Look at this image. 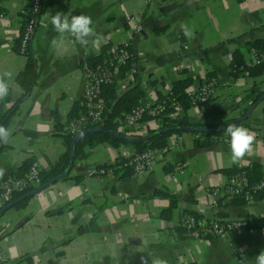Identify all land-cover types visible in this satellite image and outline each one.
Returning <instances> with one entry per match:
<instances>
[{
    "label": "crops",
    "instance_id": "crops-1",
    "mask_svg": "<svg viewBox=\"0 0 264 264\" xmlns=\"http://www.w3.org/2000/svg\"><path fill=\"white\" fill-rule=\"evenodd\" d=\"M28 2L0 0V73L14 78L9 96L0 100V126L9 132L7 140L0 136L2 175L16 174L28 159L49 167L66 151L62 126L82 93L83 64L121 39L129 40L137 70L116 81L118 90L139 84L142 97L156 101L176 78L190 76L189 86H196L213 73L212 96L170 111L167 121L202 118L217 126L251 108L240 126L250 129L255 141L236 163L256 164L264 174V69L239 70L254 50L264 47V0H44L28 48L36 64L35 82L24 93L16 76L27 56L18 50L17 39ZM57 12L90 16L100 44L83 47L66 35L67 51L57 50L52 41L61 35L50 22ZM160 124L148 118L118 129L142 136ZM194 137L189 130L172 131L167 136L171 148L143 172L125 164L127 154L136 150L132 144L87 147L66 176L1 213L3 258L16 264H141V257L149 264L157 259L166 264H255L264 251V224L231 229L225 236L191 237L180 222L188 213L220 220L264 217V195L232 202L221 194L236 166L230 139L196 146ZM178 161L186 162L183 172L173 168ZM170 196L175 205L168 210Z\"/></svg>",
    "mask_w": 264,
    "mask_h": 264
},
{
    "label": "built area",
    "instance_id": "built-area-1",
    "mask_svg": "<svg viewBox=\"0 0 264 264\" xmlns=\"http://www.w3.org/2000/svg\"><path fill=\"white\" fill-rule=\"evenodd\" d=\"M43 0H29V11L25 20L22 21L21 30L18 34V50L22 53L29 48L30 40L38 23L39 14L42 10ZM138 29V27L136 28ZM264 62V47L254 50L252 57L241 66L250 67ZM126 66L125 68H122ZM125 70V76L119 77L120 69ZM121 69V70H122ZM137 70L133 51L130 49V42L127 39L110 42L99 60L96 62H85L83 64L84 85L77 104L81 109L77 114L69 115L62 126V132L71 136L79 131L95 126L103 125L105 112L107 110L106 101L102 93L103 86L107 83H116L120 78L127 79L128 74H133ZM247 72V70H245ZM214 78L200 82L196 86H188L186 94L193 105L202 104L212 96L214 92ZM166 93H170V85ZM164 99L156 101L146 100L141 97L138 103L127 111L120 119V126L128 127L143 120L144 113L151 114V118L159 121L163 119L161 109ZM170 105L174 110L181 108L179 102L172 97ZM171 148V144L166 143L161 146L145 147L127 154L125 164L130 166L135 172L146 170L159 155L165 154ZM185 161H178L173 166L175 171L183 172ZM40 168L31 163L22 174L5 173L0 176V206L12 200L15 194L29 190L39 183ZM264 187V174L255 182H250L244 166L236 163L235 170L227 180L221 185V194L228 200L241 197L244 202L256 200V193ZM186 226L187 233L191 237L225 236L229 230L240 231L248 227L246 218H233L230 220H220L217 218H206L194 214H184L180 220ZM0 264H16L14 260L3 258L0 251Z\"/></svg>",
    "mask_w": 264,
    "mask_h": 264
},
{
    "label": "trees",
    "instance_id": "trees-1",
    "mask_svg": "<svg viewBox=\"0 0 264 264\" xmlns=\"http://www.w3.org/2000/svg\"><path fill=\"white\" fill-rule=\"evenodd\" d=\"M45 3L44 0L42 1V8L44 7ZM26 13L24 15L23 20H25L26 16L28 15L29 11V2L26 6ZM19 38L17 39V46L19 43ZM25 54L27 56L26 62L24 65V68L20 70L16 76V80L22 87L24 93L29 91L31 87L33 86L35 82L36 77V64L34 58L29 53V49L25 51ZM102 53L89 58L88 62H96L100 59ZM237 61V59H235ZM237 63L235 64V66ZM259 66L258 71H262L264 69V62L255 64L251 67L241 66L239 70L244 71H251L252 67ZM126 66H123L122 68H125ZM121 68V69H122ZM119 71V77L125 76V70L122 69ZM214 77L213 73L209 72L208 75L200 79V82H204L206 80H210ZM205 78V79H204ZM193 78L190 76L180 77L176 78L172 81L170 85V93H164L161 95L160 99H164V104L161 109V113H163V119L161 121V124L158 127H149L148 133H152L151 136H149L146 139H141V135H125L123 132H121L118 128L120 126V119L123 117V115L129 111L133 106H135L139 99L143 96V90L139 86V84L128 86L125 89L118 90L116 88V83L110 82L103 86V95L106 101L107 110L105 112V118L103 122V127L106 130H99V131H88L81 133L77 135L76 137L71 136L69 134H65L67 136V149L66 151L58 158V160L46 168H40L39 172V183L46 182L50 180L52 177L56 176L58 173L62 172L66 169L70 154L73 156V163L77 158L84 157L86 154V148L87 147H93L99 143L108 142L113 145H116L118 142L123 141L129 144H132L136 150H141L145 147H155V146H161L167 143V136L172 131H178V130H184L179 129L176 126H194V127H214L215 125L210 123H207L202 118H197L194 120H181L177 122H168V113L170 111L174 110V107L170 105V100L172 97H174L181 107L188 108L192 105V102L190 101L189 97L186 94V88L192 83ZM264 92V90H262ZM262 92L257 95L253 100L252 104H254L262 95ZM209 99V98H208ZM249 106V107H250ZM14 104L10 106L6 112L2 116V122L6 123L10 115L13 113ZM248 107V108H249ZM81 109V107L76 103L74 108L70 112V116L77 114V112ZM152 115L148 113H144L143 119L151 118ZM229 125L234 126H240L241 123H230L226 125L225 127L221 129H202L198 131H192L195 134L194 137V144L196 146H204L211 144L219 139L222 138H228L230 137L226 133V128ZM107 130H112L117 133H111ZM31 164L30 159L24 161L22 165L20 166L19 170L16 172V174H22L28 166ZM130 167V166H129ZM131 168V167H130ZM246 170V174L249 178L250 182L258 181L263 174H259V168L256 164L251 166H244ZM132 169V168H131ZM27 191V190H25ZM23 191V192H25ZM15 194V196H19L21 193ZM264 195V187H262L258 192L256 193V196H263ZM27 197L20 199L18 202L15 203V205H21L24 204ZM170 204L166 209H171L175 205V199L173 196H170ZM238 201L242 202L244 201L241 197L233 198L231 201ZM3 206V205H2ZM0 206V208L2 207ZM248 226L253 224L256 226H261L264 224V217H251L250 219H247ZM186 228V227H185Z\"/></svg>",
    "mask_w": 264,
    "mask_h": 264
},
{
    "label": "clouds",
    "instance_id": "clouds-1",
    "mask_svg": "<svg viewBox=\"0 0 264 264\" xmlns=\"http://www.w3.org/2000/svg\"><path fill=\"white\" fill-rule=\"evenodd\" d=\"M51 25L53 29L61 35L59 40L53 39L52 44L57 50L67 51L64 47L65 36H70L75 39L81 46L87 47L90 44L98 46L102 37L96 33L93 27V20L87 15H69L63 12H57L51 16ZM186 35H190L187 31ZM8 78V80L5 79ZM13 76L10 72L0 73V100H4L10 94L11 81ZM226 133L230 137L231 159L233 163L239 162L248 153L252 151V145L255 141L254 133L245 127L229 125L226 128ZM9 135L8 129L0 126V136L7 140ZM2 175V172H0ZM141 264H149L147 257H141ZM152 264H166L164 260H153ZM255 264H264V251L255 257Z\"/></svg>",
    "mask_w": 264,
    "mask_h": 264
},
{
    "label": "water",
    "instance_id": "water-1",
    "mask_svg": "<svg viewBox=\"0 0 264 264\" xmlns=\"http://www.w3.org/2000/svg\"><path fill=\"white\" fill-rule=\"evenodd\" d=\"M250 109L249 108L244 114H242V116L238 119H234L232 121H229V122H225V123H222L220 125H217V126H214V127H194V126H176L177 128L179 129H184V130H189V131H198V130H202V129H221L223 127H225L226 125L230 124V123H239L240 121H242L246 116L247 114L250 112ZM99 130H106L103 125H95V126H91V127H88V128H85L81 131H79L74 137H76L77 135L81 134V133H84V132H88V131H99ZM111 133H117L115 131H112V130H107ZM152 133H149V134H145L141 137V139H146L148 138L149 136H151ZM73 166V156L72 154H70V158H69V162H68V165L66 167L65 170H63L62 172L58 173L56 176L52 177L50 180L46 181V182H42V183H39L37 184L35 187L33 188H30L29 190L21 193L19 196L13 198L12 200L8 201L6 204H4L1 208H0V215L2 212H4V210H6L8 207L14 205L16 202H18L20 199H23L25 197H28L29 195H31L32 193L40 190L41 188H43L44 186H46L47 184L59 179V178H62L64 176H66L68 174V172L70 171L71 167Z\"/></svg>",
    "mask_w": 264,
    "mask_h": 264
}]
</instances>
